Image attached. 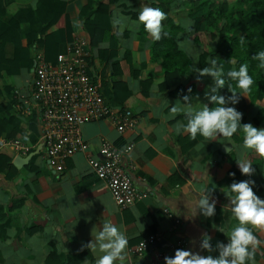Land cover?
Returning <instances> with one entry per match:
<instances>
[{"label": "crops", "instance_id": "0c3cea01", "mask_svg": "<svg viewBox=\"0 0 264 264\" xmlns=\"http://www.w3.org/2000/svg\"><path fill=\"white\" fill-rule=\"evenodd\" d=\"M2 1L5 6V15L0 19L2 26L20 10L31 18L39 2ZM99 1L54 0V16L61 14V17L57 25H51L42 34L41 40L47 35L61 40L55 63H51L57 65L63 61L68 44L76 38H84L90 46L88 73L94 84L107 103L130 109L137 123L123 134L103 119L85 123L81 131L88 149L69 158L62 173L50 168L43 150L20 168L13 164L18 154L0 150L14 166L13 171L7 168L0 171V264H95V255L83 246L105 221L113 222L129 237L125 264H165L164 258L174 256L177 249L215 256L218 252L200 249L199 242L201 235L207 233L212 237L213 246L218 241L227 243V233L237 224L229 211L232 205L227 186L249 179L240 173L237 162L252 163L256 169L251 177L255 180L253 191L264 198V158L238 147L242 143V132L233 136L234 146L230 149L231 145L223 139L207 143L199 136L191 140L187 134L177 135V123L187 120L183 113L169 118L170 108L181 106L184 95L192 97L194 106H212L205 96L212 80L208 76L198 78L195 70L208 66L214 44L210 32L196 30L194 20L187 16L189 5L185 0H169L170 14L179 24L171 35L190 58V64L180 81L170 87L164 86L161 59L154 54L152 38L136 24L138 13L146 6L151 7L149 1L112 3L109 6L111 29L105 31L102 42L97 40L92 45L86 24L97 21L95 7ZM237 1L229 0L231 5H238ZM117 17L125 18L123 26L113 23ZM29 22L21 26L25 34L21 47L28 49L34 65L30 70L20 67V71L11 76L14 82L10 81V88L0 79V88L4 96L1 100L11 103V113L19 119L15 138L35 144L40 136V111L32 109L27 117L19 115L12 96L14 91L20 98L31 100L35 55L44 56V47L39 42L28 45L27 34L40 28L39 23ZM96 35L99 36V32ZM181 44L188 46L181 48ZM4 48L5 55L12 58L13 44L7 43ZM193 57L199 60L193 61ZM114 84H122V90L128 91L124 102L114 99ZM219 94L222 95V89ZM235 107L242 113L241 123L264 128V121H256L258 107L249 94L241 96ZM33 119L35 130L31 125ZM12 129L9 125L5 135ZM101 139L117 148L124 147L127 141L135 142L130 156L122 160V167L138 190L148 192L146 199L123 210L114 204L106 185L92 173L87 162V155L100 156ZM205 186L212 188L216 214L210 218L193 217L190 205L198 198V190ZM176 219L179 223L175 224ZM150 234L159 236L156 245L140 257L131 256L129 250ZM254 234L264 241V232L254 230ZM180 243H183L182 248H179ZM254 261L264 264V243L256 250Z\"/></svg>", "mask_w": 264, "mask_h": 264}, {"label": "clouds", "instance_id": "9594fccd", "mask_svg": "<svg viewBox=\"0 0 264 264\" xmlns=\"http://www.w3.org/2000/svg\"><path fill=\"white\" fill-rule=\"evenodd\" d=\"M166 18V14L160 8L146 6L138 13L136 24L138 26L142 24L144 31L152 38V42H157L168 35L162 24ZM124 19L117 17L113 23L123 26ZM186 46L188 45H180L181 48ZM251 58L259 62V67L264 68V50L254 53ZM198 60V57H193V61ZM232 63L235 65L234 61ZM207 64V67L195 71L198 72V78L208 76L212 80L205 93L212 106L209 107L208 104L194 106L192 97L184 95L181 106L174 105L170 108V119L183 113L187 120L186 123H177L176 134H187L191 140H196L199 136L207 143L223 139L231 145V149L234 146L232 138L240 131L243 133V138L238 147L241 150L253 151L264 158V128H257L251 123H241L242 113L235 107L241 96L250 93L254 84L252 76L249 75V66L241 64L238 69L233 66L231 70L225 72L223 65L212 56H209ZM228 81H234L238 91L231 90L229 84L228 90L231 95L219 94V90L224 88ZM237 164L240 173L249 179L233 182L227 186V194L232 205L229 211L231 218L237 222L236 226L227 233V243L218 241L213 246L212 237L203 233L199 242L200 249L208 253L216 251L218 255L205 256L190 250L177 249L174 256L164 258L165 264H248V262L255 264V252L264 243L254 234V230L264 232V198L253 191L255 180L251 177L256 169L252 167V163L237 162ZM230 175L235 176V173ZM197 194L198 198L190 205L191 215L213 217L216 214V201L212 199V188L202 187ZM91 236L92 239L83 247L95 255V264H125L128 260L129 237L113 222H103Z\"/></svg>", "mask_w": 264, "mask_h": 264}, {"label": "trees", "instance_id": "16d2710c", "mask_svg": "<svg viewBox=\"0 0 264 264\" xmlns=\"http://www.w3.org/2000/svg\"><path fill=\"white\" fill-rule=\"evenodd\" d=\"M54 0H39L35 13L31 18L26 16L22 10L17 11L10 20L2 26L0 23V79L5 81L7 88L12 85L8 77L13 76L20 67L31 69L34 61L30 59L27 48L21 47V39L23 34L21 26L24 23H39L40 28L27 34L28 45L34 41L39 42L44 47V61L47 63H55V57L60 51V41L55 39L54 35H47L42 38V34L51 26L57 25L58 17L54 16L55 6ZM124 0H100L95 7L97 21L95 23H87L86 29L91 36L92 45L103 39L105 31H109L110 12L109 6L112 3L122 2ZM153 8H160L165 14L166 19L162 21L164 30L168 33L166 37H162L160 41L153 42L154 54L161 59V68L165 75V87H170L178 83L184 75L186 66L190 64V58L178 46L173 39L171 32L179 28L170 14L169 0H147ZM189 5L187 16L194 20L196 30L200 32H210L214 44L213 57L223 65L225 72L231 70L233 66L237 69L241 64L249 66V75L252 76L254 84L249 94L251 101L257 105L256 114L257 123L264 121V68L259 67V62L251 57L254 53L264 50V0H238V7H231L229 0H185ZM94 12V11H93ZM5 15V6L0 0V19ZM141 32L145 35L141 24ZM99 32V36L96 33ZM243 41V42H241ZM12 43L15 52L12 58L5 55V45ZM90 53V49H89ZM90 58V57H89ZM88 58V60H89ZM235 62L233 65L232 62ZM89 74V73H88ZM231 90H237L234 81H228L222 88V95H231ZM122 84H114L112 95L118 102H124L128 91L122 90ZM17 92H12L14 102L19 100ZM3 89L0 88V137L6 139L15 138L19 132V119L13 116L12 105L1 98ZM241 99V97H240ZM5 114V117H1ZM34 120V119H33ZM35 120L32 127L35 130ZM11 125L13 129L8 135H5L7 127ZM7 136V137H6ZM36 142V141H35ZM14 170L10 158L0 153V171L3 169ZM51 256V255H50ZM50 257H48L49 260Z\"/></svg>", "mask_w": 264, "mask_h": 264}, {"label": "built area", "instance_id": "2783aa9c", "mask_svg": "<svg viewBox=\"0 0 264 264\" xmlns=\"http://www.w3.org/2000/svg\"><path fill=\"white\" fill-rule=\"evenodd\" d=\"M89 49L84 38H76L68 44L63 61L57 65L45 62L41 53L35 55L31 100L19 97L15 109L24 117L31 114L32 109L40 111V136L35 144L18 138H0V150L26 156L42 144L39 151L43 150L50 168L62 173L69 158L88 149L81 131L85 123L103 119L113 124L119 134L134 128L137 123L134 113L107 103L88 74ZM134 143L130 140L124 147L117 148L101 139L100 156L87 155L92 173L106 185L120 210L148 197V192L138 190L122 167V160L130 156ZM176 223L179 220L176 219ZM158 240L159 236L150 234L129 252L131 256L140 257ZM182 246L180 243L179 248Z\"/></svg>", "mask_w": 264, "mask_h": 264}, {"label": "water", "instance_id": "95a60500", "mask_svg": "<svg viewBox=\"0 0 264 264\" xmlns=\"http://www.w3.org/2000/svg\"><path fill=\"white\" fill-rule=\"evenodd\" d=\"M42 147V144H40L37 149L29 154H27L26 156H23V155H17L14 160H13V164L17 167V168H20L22 167L23 165L27 164L31 158L33 156H35L37 153H39V150L41 149ZM156 245V244H155ZM126 264H130V263H126Z\"/></svg>", "mask_w": 264, "mask_h": 264}, {"label": "rangeland", "instance_id": "374dc122", "mask_svg": "<svg viewBox=\"0 0 264 264\" xmlns=\"http://www.w3.org/2000/svg\"><path fill=\"white\" fill-rule=\"evenodd\" d=\"M231 4V3H230ZM238 7V5L232 4L231 7ZM8 80L14 82L13 77H8Z\"/></svg>", "mask_w": 264, "mask_h": 264}]
</instances>
